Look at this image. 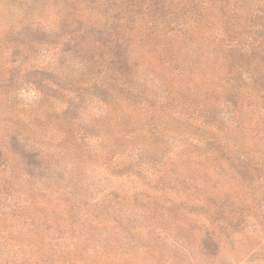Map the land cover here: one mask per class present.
Instances as JSON below:
<instances>
[{
  "label": "rangeland",
  "instance_id": "374dc122",
  "mask_svg": "<svg viewBox=\"0 0 264 264\" xmlns=\"http://www.w3.org/2000/svg\"><path fill=\"white\" fill-rule=\"evenodd\" d=\"M170 3L0 0V264H264V109L232 95L250 58L214 10L203 47L173 44Z\"/></svg>",
  "mask_w": 264,
  "mask_h": 264
},
{
  "label": "trees",
  "instance_id": "16d2710c",
  "mask_svg": "<svg viewBox=\"0 0 264 264\" xmlns=\"http://www.w3.org/2000/svg\"><path fill=\"white\" fill-rule=\"evenodd\" d=\"M121 2H125L126 8L130 12H134V9L140 7L137 2L138 0H119ZM241 0H171L170 3V13L176 15V11L181 8H189L190 12L184 15V20H178L176 24L168 29V31L172 34L171 42L173 44L183 43V41H188L191 43H195L200 47H203L207 42L209 37L211 36L212 30L216 28L217 21L214 22L211 18L207 17L203 12L216 11L220 13L218 15L221 16L223 20V26L221 28H216L215 34L216 37L227 47H229L230 51H236L239 53H243L242 51L247 52V56L250 58V65L253 72L247 73V80L252 81L253 83L247 85V92L242 90L234 91L233 96H235L238 100H240L243 104L244 101L247 100V104L251 106H255L251 100L254 101V98L258 99V106L264 109V82L260 83L258 81L264 78V41L258 40L262 38H258L257 33H252V30H257L258 27L261 28L263 23H256L255 20H259V22H264V0H251V2H247V45L240 48L238 46V42L236 40H229L228 32L234 31L231 26V20L238 19L237 12L238 7H242L244 5ZM137 7H136V6ZM218 19V18H217ZM224 31H221V30ZM250 31V34H249ZM218 40V41H219ZM240 48V49H239ZM216 53V52H215ZM234 74V73H233ZM235 82L234 78H229L228 82H224V87L220 91L221 93L226 91V87L229 85V82ZM254 97V98H253ZM208 118V117H207ZM204 125L210 127L211 130H216L214 128V124L207 120L204 122ZM130 133H133L130 132ZM211 140H207L208 142L204 144L206 153L212 158V160H216L221 152L230 153V147L228 142L222 143L219 140H214V138H210ZM219 145H222L220 149ZM209 146V147H208ZM264 156V154H260ZM260 165L264 166V158L260 161ZM264 229V228H263ZM206 235V233H205ZM209 240L212 241V238Z\"/></svg>",
  "mask_w": 264,
  "mask_h": 264
}]
</instances>
